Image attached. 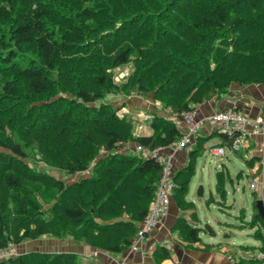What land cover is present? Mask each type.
I'll use <instances>...</instances> for the list:
<instances>
[{
    "label": "trees",
    "instance_id": "1",
    "mask_svg": "<svg viewBox=\"0 0 264 264\" xmlns=\"http://www.w3.org/2000/svg\"><path fill=\"white\" fill-rule=\"evenodd\" d=\"M126 65L115 82L114 69ZM233 83L264 84V0H0V247L50 236L128 249L161 167L123 147L174 144L180 113ZM132 92L151 94L168 112H154L149 134H133L138 119L120 116L108 99ZM194 139L172 174L171 198L182 209L203 151L200 131ZM252 221L264 227L259 213ZM177 226L199 240L198 227L184 219ZM254 235L262 257L237 264H264V232ZM153 256L169 252L160 246ZM78 257L30 250L0 264H80Z\"/></svg>",
    "mask_w": 264,
    "mask_h": 264
},
{
    "label": "crops",
    "instance_id": "2",
    "mask_svg": "<svg viewBox=\"0 0 264 264\" xmlns=\"http://www.w3.org/2000/svg\"><path fill=\"white\" fill-rule=\"evenodd\" d=\"M227 107H237L250 118L257 117L264 109V84L240 85L233 83L225 94L197 105V112L199 115L206 116ZM178 121V127L182 132L184 125L180 118ZM199 131L204 138L201 144L202 154L208 152V148L212 146L225 147V154L221 156L224 161L218 157L217 166L220 163V170H217L216 173L222 174L224 196L222 197L218 190L215 195L210 193L209 197L205 199L204 206L208 212L213 206H216L223 215L232 217L231 222L217 221L224 224L220 225V232L227 231L225 235L210 230L209 224L206 228L201 226L196 202L185 196V199L190 201L189 207L182 209L170 198L166 215L152 228L135 250L128 248L119 253L104 252L67 237L41 236L17 244L19 252L23 253L30 250L70 251L78 254L80 264H237L241 260L247 263L248 259L254 256L251 254L252 252L259 257L261 240L255 237L254 232L257 229L264 232V227L260 222L254 223L252 221L255 213H259L256 205V200L260 199L258 189H252L250 186V193L245 192L244 186H241L240 182L247 181L249 185L252 181L257 182L258 185L264 184V133L251 134L240 151L232 152L226 144H220L221 140L218 135H213L217 130L209 121L203 123ZM149 132L146 129L142 134H149ZM194 141L195 139L184 149L174 152L172 155V174L186 164L187 152L194 146ZM124 148L128 151H135L129 145ZM233 156L235 158L232 160ZM226 161L228 163L233 162L232 166L237 170L233 172L228 170ZM226 182L233 187L230 196L228 189L224 186ZM199 187L201 189L197 191L198 200L203 196L202 186L198 185ZM227 210H231L233 213H228ZM259 215L261 214L259 213ZM182 219L199 228L198 241H188L183 237V233H180L177 223L181 222ZM205 221L208 222L207 216H205ZM246 227L253 229V233L248 235L254 237L256 243L252 245L235 244L234 240L240 237L237 233H243ZM206 229L210 231H206ZM160 246L167 248L169 257L157 261L153 254Z\"/></svg>",
    "mask_w": 264,
    "mask_h": 264
},
{
    "label": "built area",
    "instance_id": "3",
    "mask_svg": "<svg viewBox=\"0 0 264 264\" xmlns=\"http://www.w3.org/2000/svg\"><path fill=\"white\" fill-rule=\"evenodd\" d=\"M197 116V108L180 113V120L184 125V129L174 144L152 149L143 148L140 145L135 146L137 152H142L155 159L161 167V174L157 183L155 196L150 203L149 211L146 217L139 223L129 249H137L145 236L166 215L172 190V155L174 152L184 149L193 142L195 134L202 127L203 123L209 121L218 132L225 134L230 139V143L226 144L227 148L232 152L240 151L251 134L264 133V109L255 118H250L245 112L236 107H227L203 117ZM208 153L211 159L218 158L225 154V147L212 146L208 148ZM250 186L252 189H258L259 198L264 202V184L258 185L257 182L252 181ZM18 254L16 245L12 242H8L5 246L0 247V261ZM259 257H262V253L259 254Z\"/></svg>",
    "mask_w": 264,
    "mask_h": 264
},
{
    "label": "rangeland",
    "instance_id": "4",
    "mask_svg": "<svg viewBox=\"0 0 264 264\" xmlns=\"http://www.w3.org/2000/svg\"><path fill=\"white\" fill-rule=\"evenodd\" d=\"M114 71H115L114 81L117 83H120L128 72V65L117 67L114 69ZM108 99L112 101L113 103H115L116 106H118L117 113L120 116H123L124 114L125 115L130 114L132 116H135L138 119V121H136L134 124L133 134H142L144 133L146 129L150 131L149 122L154 112H157L161 115L168 113L166 112V108H164V106L159 101L154 100L151 94L144 95V94H139L137 92H132L131 94L126 95L124 97L119 96V95L116 96L112 94L108 96ZM203 116L204 115H199L198 113L197 117H203ZM127 145H129L130 148L134 147V144L130 142L127 143ZM133 149H135V147ZM123 150H126V149H123ZM234 158L235 157L233 156L232 160ZM220 160L224 161L222 157L220 158ZM218 161H219V158L211 159V156L209 155L208 152L203 153L201 156H198L195 159L194 173L192 174L188 182V192H187L186 197L189 200L193 199L196 202L198 211H199V218L202 224L201 226H205L206 228L207 225L209 224V226H211L210 230L212 229L214 230L215 233L219 234L221 233L220 225H224V224L222 223L220 224L217 221L224 220V221L231 222L230 219H232V217L223 215L221 211L217 209L216 206H213L210 212H208L207 209L204 207L205 199L209 197V194L212 193L215 195V193L217 192L216 182L219 179V175L216 173H217V170H220L219 168L220 163L217 166ZM225 163H226V167L228 170L232 172L237 170V169H234V167L232 166L233 162L228 163L226 161ZM39 165L42 166L43 164L40 163ZM44 170H46L47 172L53 175L62 176V173L55 171V169L44 168ZM74 178L75 176H72V177H69L67 180L72 181ZM240 183H241V186H244L245 192L250 193L251 189H250L249 183L247 181L246 182L241 181ZM198 185H201L202 190H203V196L200 200H198L197 198L198 197L197 196L198 195L197 194ZM224 186L228 189L229 196H230L233 190L232 185L227 184L226 182ZM227 211L228 213H231V212L233 213V211L231 210H227ZM205 216H207L208 222L205 221ZM210 230L206 229V231H210ZM226 232L221 233V235H225ZM249 233H253V229H251L250 227H246L243 230V233L241 232L237 233L240 237L238 239H235L234 243L235 244H251V245L255 244L256 240H254V237H252L251 235H248ZM29 240H32V239H27V240H24L23 242H27ZM16 250L19 252L17 245H16ZM251 254L256 255V253H253V252Z\"/></svg>",
    "mask_w": 264,
    "mask_h": 264
},
{
    "label": "water",
    "instance_id": "5",
    "mask_svg": "<svg viewBox=\"0 0 264 264\" xmlns=\"http://www.w3.org/2000/svg\"><path fill=\"white\" fill-rule=\"evenodd\" d=\"M256 205L259 209V213L261 214V217L264 218V205L263 201L261 199L256 200Z\"/></svg>",
    "mask_w": 264,
    "mask_h": 264
}]
</instances>
